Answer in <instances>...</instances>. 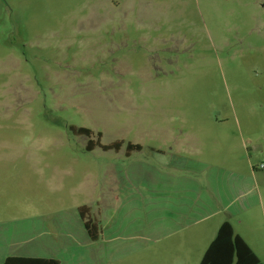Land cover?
Listing matches in <instances>:
<instances>
[{
    "label": "rangeland",
    "instance_id": "1",
    "mask_svg": "<svg viewBox=\"0 0 264 264\" xmlns=\"http://www.w3.org/2000/svg\"><path fill=\"white\" fill-rule=\"evenodd\" d=\"M160 130L179 140L199 131L210 153L251 160L264 188V0H0L3 253L25 252L35 234L69 264L183 259L178 249L146 255L124 244L158 216L129 206L112 184L126 149L103 148L162 146L147 134ZM242 134L256 148L222 147ZM142 154L133 158L151 159ZM82 206L104 245L89 238ZM105 231L121 240L117 252L107 253ZM259 253L264 260V242Z\"/></svg>",
    "mask_w": 264,
    "mask_h": 264
},
{
    "label": "crops",
    "instance_id": "2",
    "mask_svg": "<svg viewBox=\"0 0 264 264\" xmlns=\"http://www.w3.org/2000/svg\"><path fill=\"white\" fill-rule=\"evenodd\" d=\"M197 132L182 133L185 137L179 140L177 137L175 139L178 135H174L173 130L148 131L150 136L163 137L165 143L156 147L130 142L131 146L127 144L122 145L120 150L112 149L117 153L126 149L128 156V160L112 164L114 187L128 197L129 206H141L148 214L158 216L152 217L147 227L134 231V239L124 244H130L138 250L145 249L146 255L156 246L163 253L168 251V247L178 249L177 253L183 259H174V263L200 264L220 227L229 221L234 232L246 241L264 263L259 253L264 242V229L255 225L259 209L264 217L262 177L254 170L251 160L241 164L235 152L232 156L224 152L218 155L210 153L209 147L197 140ZM223 132L228 135L237 133L235 130ZM235 142L240 143L245 154L248 148L253 149L258 145L256 139L251 136L245 138L243 134L239 139H226L221 144L231 152ZM137 145L142 149L132 147ZM145 150H148L151 159L133 158L134 154L144 155ZM3 171L4 168L0 166V177ZM82 222L85 227L83 219ZM85 230L88 232L86 227ZM7 232L6 224L0 223V263H4L9 256H25L56 258L62 264H69L58 253L44 252V247H50L38 242L39 237L35 234L25 241V244H29L25 245V252L15 250L3 253ZM17 232L16 229L12 233L15 235ZM106 233L103 237L106 238L107 253L117 252L121 240H107ZM36 240L37 243L33 244ZM99 243L104 245V242Z\"/></svg>",
    "mask_w": 264,
    "mask_h": 264
},
{
    "label": "trees",
    "instance_id": "3",
    "mask_svg": "<svg viewBox=\"0 0 264 264\" xmlns=\"http://www.w3.org/2000/svg\"><path fill=\"white\" fill-rule=\"evenodd\" d=\"M74 128V127H73ZM78 132L90 136L92 130L87 127H79ZM101 136V133H99ZM123 143L115 142L104 145L105 150L119 149ZM120 146V147H119ZM129 146L131 144L129 143ZM141 148L140 145H137ZM129 149V148H128ZM81 218L92 240H98L102 235L98 222L90 217V208H80ZM0 264H62L56 258L9 256ZM200 264H264L246 241L234 232L229 221L220 227L215 240L210 244Z\"/></svg>",
    "mask_w": 264,
    "mask_h": 264
},
{
    "label": "flooded vegetation",
    "instance_id": "4",
    "mask_svg": "<svg viewBox=\"0 0 264 264\" xmlns=\"http://www.w3.org/2000/svg\"><path fill=\"white\" fill-rule=\"evenodd\" d=\"M122 146V145H121ZM120 147V146H119ZM134 149H138V150H141L142 148H138L137 146H132ZM116 150H120V148L119 149H116ZM90 216H91V214H90ZM94 220H96V219H94Z\"/></svg>",
    "mask_w": 264,
    "mask_h": 264
},
{
    "label": "built area",
    "instance_id": "5",
    "mask_svg": "<svg viewBox=\"0 0 264 264\" xmlns=\"http://www.w3.org/2000/svg\"><path fill=\"white\" fill-rule=\"evenodd\" d=\"M263 166V165H262Z\"/></svg>",
    "mask_w": 264,
    "mask_h": 264
}]
</instances>
